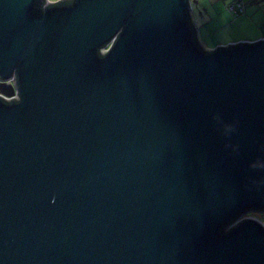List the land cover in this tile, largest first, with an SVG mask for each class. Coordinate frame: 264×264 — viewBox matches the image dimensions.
<instances>
[{"label": "water", "instance_id": "1", "mask_svg": "<svg viewBox=\"0 0 264 264\" xmlns=\"http://www.w3.org/2000/svg\"><path fill=\"white\" fill-rule=\"evenodd\" d=\"M35 1L0 0V264H264L261 221L221 235L264 212V39L199 51L192 0Z\"/></svg>", "mask_w": 264, "mask_h": 264}, {"label": "crops", "instance_id": "2", "mask_svg": "<svg viewBox=\"0 0 264 264\" xmlns=\"http://www.w3.org/2000/svg\"><path fill=\"white\" fill-rule=\"evenodd\" d=\"M234 1L218 0L217 3L212 2V6L207 0H192V3L198 4L200 8L197 14L193 5L192 13L199 40L205 48L213 49L229 43L255 42L264 39V0H254L247 6L245 12L237 17L225 9V4H231ZM215 20L222 22V26L216 33V35L221 34L222 41H216L215 35L213 34V37L210 33L209 24Z\"/></svg>", "mask_w": 264, "mask_h": 264}, {"label": "trees", "instance_id": "3", "mask_svg": "<svg viewBox=\"0 0 264 264\" xmlns=\"http://www.w3.org/2000/svg\"><path fill=\"white\" fill-rule=\"evenodd\" d=\"M74 0H58V1H55V2H52V3H49L48 4V8H55V7H65V6H70L72 3H73ZM236 1V0H235ZM234 1V2H235ZM233 2V3H234ZM47 3V0H36L35 1V4H34V9L35 10H43L44 7H45V4ZM193 6V3L191 5V8ZM191 8L189 7L187 9V12H188V21H187V26L190 28V32H191V37H190V42H192L194 44V46L199 50V51H202V52H206L207 54L208 53H211L215 50H206L202 44L200 43L199 39H198V35H197V28L195 26V23L192 19V13H191ZM229 11V10H228ZM232 15H234L235 17L239 16V15H236L234 13L231 12ZM243 14V13H242ZM241 15V14H240ZM99 55L101 57L105 56L104 54H102L101 52V49H99ZM2 100L3 103L7 104V105H12L15 103V101H6L5 99L3 98H0ZM254 210H257V212L259 211L258 209H254ZM244 212H250V211H241L239 212L229 223H227V225L225 227H223L221 229V235L225 234V233H228V232H231L233 230H236L238 229L239 227H241L245 222H247V219L244 220L243 222L241 223H238L237 225H234L233 227L229 228L228 227ZM260 212V211H259ZM253 214V213H252ZM251 215V214H250ZM253 217V216H252Z\"/></svg>", "mask_w": 264, "mask_h": 264}, {"label": "built area", "instance_id": "4", "mask_svg": "<svg viewBox=\"0 0 264 264\" xmlns=\"http://www.w3.org/2000/svg\"><path fill=\"white\" fill-rule=\"evenodd\" d=\"M50 3L51 0H48ZM254 0H236L234 3H231V4H227L226 5V8L227 10H229L230 12L236 14V15H240L242 13L245 12L247 6H249ZM115 39L114 38L112 41H110L108 44H106L104 47L101 48V52L102 54H106L110 48L113 46L114 42H115ZM13 78L11 79H8L7 81H10V82H13L12 80ZM1 95L5 96L4 94H2L0 92ZM17 95V91L15 92V94L13 96H5L7 98H11V97H14ZM249 213L248 212H244L242 213L238 219H236L229 227H233L234 225H236L238 222H240L241 220L243 219H249L250 217H252L250 214L248 215Z\"/></svg>", "mask_w": 264, "mask_h": 264}, {"label": "rangeland", "instance_id": "5", "mask_svg": "<svg viewBox=\"0 0 264 264\" xmlns=\"http://www.w3.org/2000/svg\"><path fill=\"white\" fill-rule=\"evenodd\" d=\"M54 1H58V0H51V2H54ZM195 1V0H194ZM208 3L210 5H212V2L213 3H217L218 0H207ZM222 1V0H221ZM206 3V2H205ZM194 5V9L197 11L196 13L198 14L199 10V6L198 4H193ZM226 5L225 4V9L227 10L226 8ZM213 6V5H212ZM193 7V6H192ZM222 7V5H221ZM215 8V6H214ZM216 11V10H215ZM230 12V11H229ZM231 13V12H230ZM234 16V15H233ZM222 26V22L220 23L219 21H212L211 24H209V27H210V33L213 35H215V39L216 41H222V36L221 34L220 35H216V33L219 31V28ZM213 35V37H214ZM249 215V214H248ZM251 216H253L254 218L258 219L259 221H261L263 224H264V212H254L253 215L251 214Z\"/></svg>", "mask_w": 264, "mask_h": 264}, {"label": "flooded vegetation", "instance_id": "6", "mask_svg": "<svg viewBox=\"0 0 264 264\" xmlns=\"http://www.w3.org/2000/svg\"><path fill=\"white\" fill-rule=\"evenodd\" d=\"M246 211H250V212H248L249 214H252V213H254V212H257V210H254V209H248V210H246ZM259 212V211H258ZM253 215V214H252Z\"/></svg>", "mask_w": 264, "mask_h": 264}]
</instances>
